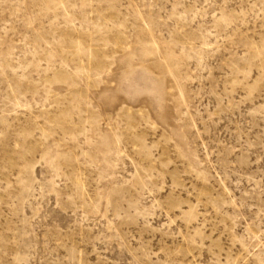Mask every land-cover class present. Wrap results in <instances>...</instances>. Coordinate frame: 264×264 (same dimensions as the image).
<instances>
[{"label":"rangeland","instance_id":"rangeland-1","mask_svg":"<svg viewBox=\"0 0 264 264\" xmlns=\"http://www.w3.org/2000/svg\"><path fill=\"white\" fill-rule=\"evenodd\" d=\"M0 264H264V0H0Z\"/></svg>","mask_w":264,"mask_h":264}]
</instances>
